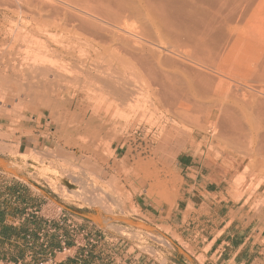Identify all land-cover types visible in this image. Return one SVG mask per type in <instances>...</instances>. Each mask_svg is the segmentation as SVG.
<instances>
[{"label":"rangeland","instance_id":"1","mask_svg":"<svg viewBox=\"0 0 264 264\" xmlns=\"http://www.w3.org/2000/svg\"><path fill=\"white\" fill-rule=\"evenodd\" d=\"M11 1L0 0V72L7 70L5 66L10 61L7 58L12 60L15 54V58L23 56L31 61L30 46L37 45L32 40L25 42L29 47L25 43H11L18 26V10L13 5L16 1ZM175 1L195 3L210 13L222 4V0ZM131 19L126 21L128 28L140 25ZM173 35H164L160 40L153 36L163 58L174 57L170 52V36ZM184 43H177V48L189 50ZM49 60L69 73L67 63L51 57ZM208 73L212 75L213 72ZM129 74L132 73L127 74L130 79L137 77L132 81L139 83L140 79L142 82L139 75ZM0 83V90H4L1 91L4 94H0V159L4 163L0 165V264H46L50 258L54 264H193L191 258L196 242L182 239L178 229L169 226L179 211L182 176L178 163L186 155L214 170L217 201L223 199L222 203H215L217 207L213 204L212 209H202L203 218L225 217L230 211L233 218L246 217L253 220L254 227L264 231V160L245 156L249 142L246 141L243 148H234L216 140L211 128L193 124L196 128L190 125L179 128L183 134L178 140L169 133L163 141L172 123L156 125L159 115L149 108L118 113L113 109L109 119L114 116L120 125H110L103 121L104 108L109 103L108 96L102 92L104 99L98 97L88 110V118L94 115L95 122L82 123L88 102L82 104L79 110L82 113L72 118L65 116L62 106L60 110L55 107L60 115L53 109L52 117L48 106L34 100L32 94H22L20 99L5 81ZM74 99L75 94L70 93L63 101ZM54 116H59L60 126L56 120L54 122ZM61 128L66 130L60 132ZM81 128L82 132L78 133ZM81 181L88 186L81 188ZM67 191L79 193L81 199L65 198L62 194ZM101 191H106L116 201L113 198L110 201ZM83 193L90 201H84L80 195ZM115 202L119 205H114ZM221 205L228 207L221 208ZM79 214L97 217L98 221ZM191 227L193 230L188 231L186 237L190 234L195 237L198 232L206 234L205 227L208 232L211 230V224L198 229ZM64 247L70 250L66 255L60 254ZM257 264H264V255Z\"/></svg>","mask_w":264,"mask_h":264},{"label":"bare ground","instance_id":"2","mask_svg":"<svg viewBox=\"0 0 264 264\" xmlns=\"http://www.w3.org/2000/svg\"><path fill=\"white\" fill-rule=\"evenodd\" d=\"M15 1L19 28L12 31L14 34L10 32L11 43L21 45L27 40L37 43L30 46L33 57L26 54L32 57L31 61L23 56L15 58V54L12 60L7 58L10 59L5 66L7 70L0 72V81H5L19 98L32 94L34 100L48 106L51 115L56 106V109L62 106L65 116L71 118L88 102L82 114L83 123L96 121L94 115L88 118V110L98 97L104 99L106 94L109 104L104 108L105 123L120 125L114 116L109 119L113 109L118 113L149 108L159 115L154 124L172 123L163 141L169 133L178 140L183 134L179 129L182 125H199L211 128L216 140L234 148L249 142L245 156L264 160V0H222L213 13L195 3L175 0ZM231 1L237 3L229 5ZM131 18L140 25L128 28L126 21ZM170 33L174 34L170 36L172 43H168L174 57L163 58L153 36L160 40ZM184 41L187 51L177 48V43ZM50 57L67 63L71 76L54 66ZM128 73L139 75L142 82L139 79L136 83L137 77L129 74L135 79L132 81ZM2 90L0 94H4ZM70 93L76 99L65 103L64 96ZM55 116L54 122L59 125V116ZM65 130L61 128L60 132ZM81 186L88 185L81 181ZM103 193L111 201L112 195ZM78 194L67 191L62 195L79 199ZM80 195L84 197V193Z\"/></svg>","mask_w":264,"mask_h":264},{"label":"crops","instance_id":"3","mask_svg":"<svg viewBox=\"0 0 264 264\" xmlns=\"http://www.w3.org/2000/svg\"><path fill=\"white\" fill-rule=\"evenodd\" d=\"M182 176V196L178 204L179 211L174 215L169 226L178 229L182 239L196 242L195 252L192 254L193 264H257L264 255V231L254 227L253 220L246 217L203 218L202 209H212L217 201V179L214 170L204 166L200 160L186 155L178 163ZM215 199V201H214ZM227 208L228 206H220ZM208 213V212H207ZM206 213V214H207ZM178 219V220H177ZM177 222H176V221ZM176 222V223H175ZM211 224L208 232L205 227L195 237L188 235V231L200 226ZM194 233V232H193Z\"/></svg>","mask_w":264,"mask_h":264},{"label":"water","instance_id":"4","mask_svg":"<svg viewBox=\"0 0 264 264\" xmlns=\"http://www.w3.org/2000/svg\"><path fill=\"white\" fill-rule=\"evenodd\" d=\"M4 163L2 162V160L0 159V165H3ZM56 204H58L59 206H61L62 208H64L65 210L71 211L70 209H68L67 207L60 205L59 203L55 202ZM72 212V211H71ZM80 216H82L83 218H86L88 220H92V221H98L97 217H90L84 214H79Z\"/></svg>","mask_w":264,"mask_h":264},{"label":"built area","instance_id":"5","mask_svg":"<svg viewBox=\"0 0 264 264\" xmlns=\"http://www.w3.org/2000/svg\"><path fill=\"white\" fill-rule=\"evenodd\" d=\"M70 252V250H68V249H66L65 247L63 248V250H62V252H60V254H63V255H66V253H69ZM67 257V256H66ZM41 264H43V263H41ZM46 264H54V262H53V259H49V261L48 262H46Z\"/></svg>","mask_w":264,"mask_h":264}]
</instances>
